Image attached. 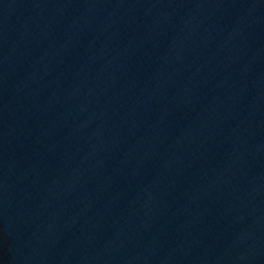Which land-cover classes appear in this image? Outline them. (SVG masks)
I'll return each mask as SVG.
<instances>
[{"label":"water","instance_id":"95a60500","mask_svg":"<svg viewBox=\"0 0 264 264\" xmlns=\"http://www.w3.org/2000/svg\"><path fill=\"white\" fill-rule=\"evenodd\" d=\"M0 264H264V0H0Z\"/></svg>","mask_w":264,"mask_h":264}]
</instances>
